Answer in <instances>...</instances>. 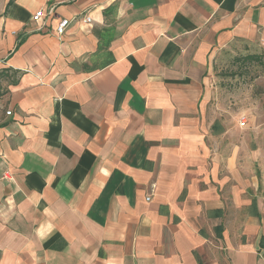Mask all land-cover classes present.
<instances>
[{
    "label": "crops",
    "instance_id": "1",
    "mask_svg": "<svg viewBox=\"0 0 264 264\" xmlns=\"http://www.w3.org/2000/svg\"><path fill=\"white\" fill-rule=\"evenodd\" d=\"M234 47L264 0H0V264H264V122L211 109Z\"/></svg>",
    "mask_w": 264,
    "mask_h": 264
},
{
    "label": "rangeland",
    "instance_id": "2",
    "mask_svg": "<svg viewBox=\"0 0 264 264\" xmlns=\"http://www.w3.org/2000/svg\"><path fill=\"white\" fill-rule=\"evenodd\" d=\"M248 55H260L263 63L244 61ZM207 75L213 91V117L232 118L239 129L243 116L247 125L250 121L254 123L251 130L264 122V50L248 47L222 50L211 59Z\"/></svg>",
    "mask_w": 264,
    "mask_h": 264
},
{
    "label": "built area",
    "instance_id": "3",
    "mask_svg": "<svg viewBox=\"0 0 264 264\" xmlns=\"http://www.w3.org/2000/svg\"><path fill=\"white\" fill-rule=\"evenodd\" d=\"M53 8L49 9L47 12H45L44 10H39L33 17V20L35 22L39 21V20H44L47 16H50V15H53ZM71 20L69 19H62L57 28H56V32L58 34V36L62 37L63 35L66 34L69 26L71 25ZM84 22H87V23H91L92 22V19L88 16V17H85L84 19ZM11 111H7V115H11ZM247 125V121L245 119V116H243L240 120V126L243 128ZM149 200V199H148Z\"/></svg>",
    "mask_w": 264,
    "mask_h": 264
},
{
    "label": "trees",
    "instance_id": "4",
    "mask_svg": "<svg viewBox=\"0 0 264 264\" xmlns=\"http://www.w3.org/2000/svg\"><path fill=\"white\" fill-rule=\"evenodd\" d=\"M243 60L244 61H250V62H256L257 61L260 64L263 63V59H262V57L260 55H248L245 58H243ZM12 71H13V75H14L13 84H16L17 83V77H18V75H20V73H19V71H15V70H12ZM9 72H10L9 69H5V70L1 71L0 72V80L6 79L7 77H12V76H9V74H8ZM0 90H1V86H0Z\"/></svg>",
    "mask_w": 264,
    "mask_h": 264
}]
</instances>
